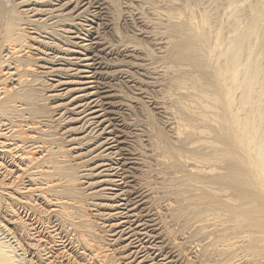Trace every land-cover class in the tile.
<instances>
[{
  "label": "bare ground",
  "instance_id": "bare-ground-1",
  "mask_svg": "<svg viewBox=\"0 0 264 264\" xmlns=\"http://www.w3.org/2000/svg\"><path fill=\"white\" fill-rule=\"evenodd\" d=\"M16 2L10 9L0 3V121L12 128L0 130V155L21 173L9 182L0 177V214H10L0 223L31 255L27 264L57 245L56 227L44 240L41 228L37 240L32 217L19 214L22 208L45 221L34 191L22 186L33 175L53 217L72 225L89 251V264L128 256L125 264L156 262L139 256L143 245L130 247L121 232L111 240L128 253H108L110 240L84 212L87 199L102 192L104 207L111 200L118 209L107 214L120 220L114 228L139 217L134 226L147 232L153 250H166L161 264H264V0ZM50 74L52 83L42 80ZM61 96L66 101L54 113L47 98ZM67 118L98 126L102 140L94 136L86 147L85 132L86 140L63 139L75 126L47 129ZM29 144L47 156L37 159ZM5 237L0 264H22L25 256L17 258Z\"/></svg>",
  "mask_w": 264,
  "mask_h": 264
},
{
  "label": "rangeland",
  "instance_id": "rangeland-1",
  "mask_svg": "<svg viewBox=\"0 0 264 264\" xmlns=\"http://www.w3.org/2000/svg\"><path fill=\"white\" fill-rule=\"evenodd\" d=\"M17 0H0V3H2V2H4V3H6V5L5 6H7V9L9 8H12V5H14V6H16V2ZM11 3H12V5H11ZM14 3V4H13ZM10 5H11V7H10ZM24 8V7H23ZM19 10H22V7H21V9H19ZM30 13H32V12H28V14H30ZM51 21V19L48 21V22H50ZM45 22H47V21H45ZM42 77H43V75H42ZM54 78H57V77H54V75H48L47 77H44V78H42V80H46V83H52V79H54ZM41 81V80H40ZM48 85V84H47ZM59 88V89H58ZM61 88H63V87H54V89L56 90V92H58V91H62L63 89H61ZM46 92L45 93V95L44 96H46L47 94H49V92L50 91H47V89H45V90H43V92ZM60 91V92H61ZM48 92V93H47ZM55 92V91H54ZM59 92V93H60ZM66 95H64L63 97H65ZM62 96L60 97V98H63ZM53 97H49V98H47V102H46V104H48V105H50V107H52L53 105H56V108H55V111H54V113L56 112V111H58V109L61 107V106H58V104L60 103V102H65L66 101V99H60V98H53ZM64 100V101H63ZM59 115V114H58ZM58 115H56L55 117H57ZM68 115V113H66L64 116H67ZM70 117H72V115L70 114ZM79 117V116H78ZM69 118H67V120H68ZM17 120V119H16ZM66 119L64 120V123L62 122L61 123V125L59 124V126L56 128V125H55V122L56 121H53L52 123H50L49 122V124H48V126H51L50 127V129L49 128H47L46 126H44V128H47L48 130H50V131H52V132H56V131H63V132H65V130L67 131L68 130V128L70 127V126H75V127H77V131H74V132H70L71 133V135H67V134H64L65 136H64V140H66V139H68V138H70V136H76L77 135V137L79 136V137H82L83 135L82 134H84V132L85 133H87L86 135H84V136H87V138H88V140L90 139L91 141H89V142H91V143H87V146L86 147H88V146H90V145H93L94 144V139L95 138H93L94 136H96L97 138V140H102V136H103V134H101L100 133V131H99V128H98V126H96V125H94L93 127L92 126H90L89 125V123H87V122H85V123H82V125H80L81 124V122L79 121H76L75 123H74V121H71V120H68L67 121ZM5 121H3V123L0 121V130L2 131V132H4L5 130V132L6 133H10L11 131H12V128H10L9 126V124L7 123V124H5L4 123ZM14 122H16V121H14ZM83 122V121H82ZM2 123V124H1ZM55 126H54V125ZM87 124V126H85ZM9 125V126H8ZM7 126V127H6ZM2 127V128H1ZM90 127H92L94 130H95V128H96V130L94 131V130H92ZM7 128H8V131H7ZM52 128V129H51ZM56 128V129H55ZM82 130H81V129ZM4 129V130H3ZM11 131H10V130ZM89 129V130H88ZM84 130V131H83ZM88 130V131H87ZM87 131V132H86ZM89 131H91V132H89ZM92 131H93V133H92ZM60 132V133H61ZM76 132V133H75ZM79 132V133H78ZM96 132H98V133H96ZM12 133V132H11ZM78 133V134H77ZM92 133V134H91ZM95 133H96V135H95ZM100 133V134H99ZM99 134V135H98ZM57 134L55 133V136H56ZM89 135H91L90 137H89ZM58 136H60V134L58 135ZM69 136V137H68ZM83 136V137H84ZM93 139H92V138ZM85 138V137H84ZM87 138H85V139H83V140H86ZM61 143H62V141H60ZM36 145V150H37V159H39L42 155H43V153H44V155L41 157V159L42 158H45V156H47L46 155V151H44V150H42L41 148H39V146L37 147V145L38 144H34V146ZM29 146L31 147L32 145L31 144H29ZM34 146H32V147H34ZM54 146H56L55 144H54ZM39 148V149H38ZM65 148V147H64ZM77 149V147L76 148H73L72 150L74 151V150H76ZM42 150V151H41ZM41 151V152H40ZM79 152V151H78ZM40 155H39V154ZM79 156H81V155H79ZM73 161H66V163H72ZM0 163L2 164V165H0V177H4L3 179H4V181H7V180H11V177H14V176H17V174H19V173H21L20 172V166H19V168H18V166H16L15 167V165H17V163L15 164L14 162H12V161H10L5 155H0ZM21 163V162H20ZM12 164V165H11ZM65 165H68V164H65ZM71 165V164H70ZM114 167H117V165H115ZM16 168V169H15ZM17 169H18V172H17ZM9 170L10 171H12V172H9ZM15 170V171H14ZM2 174V175H1ZM4 175V176H3ZM11 175V176H10ZM9 177V178H8ZM27 177V178H26ZM26 177H24L23 178V181H21L22 182V186H24L27 190L26 191H34V199H35V203H34V205H35V207L41 212V215H43L44 217H45V221H47V222H38V221H36L35 220V218L33 217V215H32V213L30 212V211H26V210H24V212H23V210H22V208H19V214H21L20 216H22L23 218H31V220H27V221H31V222H33V228H35V230H37V233L35 234L36 236L34 237L35 239H39L38 238V232H39V230L41 229V235H42V239L47 235V233H49V232H51V231H53L54 232V228L56 227V229H55V231L56 232H51L52 234H54L53 236H55L54 238H55V240H56V249H55V247H54V249H51L50 251L49 250H43L42 249V253H45V254H43V257H42V259L39 257L38 259H37V257L34 255L33 256V260L34 261H36V264L38 263V264H55V263H57V261H58V263L60 264H89L90 263V260L88 261V259H89V257H86V259H85V256H84V254L85 253H89V251L87 250V249H83V247L82 246H80V244L81 243H78V242H80L79 240H78V236H76V235H74L73 233V231L71 230L72 228V225L70 226V228L68 227V228H66L65 227V224H64V222L61 220V219H58V217H53V212H51V209H49V207H47V205H45V202L42 200V198L37 194L38 193V188H36L35 186H40L41 184H40V181L38 180L39 179V176H37V175H33V177L31 178V177H29L28 178V176H26ZM38 178V179H37ZM81 178V177H80ZM31 179V180H30ZM80 180V179H79ZM83 182H85L84 181V178H82L81 179ZM28 181H30V182H28ZM31 181H33V182H31ZM82 181H81V183L80 184H82ZM7 182H9V181H7ZM89 182H90V179H89ZM24 183L26 184V185H24ZM31 183V184H30ZM37 183V184H36ZM33 184V185H32ZM35 184V185H34ZM38 184H40V185H38ZM83 185V184H82ZM32 186V188H33V186H34V188L32 189H28L29 187H31ZM24 188V189H25ZM36 189V190H35ZM92 189H88L87 190V192L88 191H91ZM105 193H108L109 194V197H111L112 195L109 193V189H105ZM108 191V192H107ZM20 192V191H19ZM92 192V191H91ZM36 193V194H35ZM102 194H103V196H101V197H98L99 195H96L95 197H93V199H90V200H88L87 199V201H88V207L86 206V204H85V206H86V208L88 209L89 207V209L88 210H85L84 209V212H86V214L88 215V213H89V216L97 223L96 224V229H95V231H97V233H104V235L105 236H107L106 237V239L108 238L109 240H110V242L107 244V245H109L108 247H110V248H112V249H108V247L106 248V252L109 250V252L108 253H111L110 251H112V254H115V256L116 257H120V258H122L124 255H126L127 253H128V251H126V247H122V245L124 244L123 242H120L121 243V245H120V243H118V242H116L115 241V243H113L112 242V240H111V237H112V239H113V237H116V234L117 233H119V232H121V234H122V236L124 237V239L127 241V242H129V244H130V247H132L131 245L133 244L134 245V247H139L140 248V246H139V243H140V245L142 246V249L140 248V250H142L141 252H140V254L141 255H139V256H142V255H144L145 253V255H149V256H147V258L148 257H152V262H155V263H153V264H161V262H160V258H161V255H164L165 254V252H166V250H164L165 252H159V251H156V250H153V240L151 239V238H149V237H147V232L145 233V230L144 229H141L142 227L141 226H138V227H135L134 225H136L137 226V224L139 223V224H141V221L142 220H140V218L139 217H137L136 219L138 220V221H136L135 222V220L133 219V218H131V219H133L131 222H130V224L128 225L127 224V226H126V224H124V221H123V219H122V222H120V224H119V226H120V228H114V225H116L117 224V222L118 221H120V220H118V219H116V218H110V217H108L107 216V214H108V212H117L118 211V209H113V207L114 206H110L109 204H111V200H108L107 201V206L106 207H104L105 206V204L104 203H106L105 201H103V197H104V192H102ZM38 195V196H37ZM38 197V198H37ZM92 200V201H91ZM43 201V202H42ZM98 202L99 201V203H96V202ZM40 202V203H39ZM90 202V203H89ZM93 202H94V204H93ZM109 202V203H108ZM92 203V204H91ZM102 203V204H101ZM91 206H90V205ZM96 204V205H95ZM97 204H98V206H97ZM104 204V205H103ZM93 205V206H92ZM95 205V206H94ZM103 206V207H102ZM109 206V207H108ZM91 207H95V209H93V210H91ZM101 207V208H100ZM112 208V209H111ZM49 210V212H46V211H48ZM98 209V210H97ZM42 210H43V212H42ZM1 211V210H0ZM89 211V212H88ZM94 211V214L92 213ZM96 211H97V213H96ZM99 211H102V212H105V213H102L101 212V214H100V212ZM29 212V213H28ZM107 212V213H106ZM5 213V214H4ZM7 213V214H6ZM10 213V212H9ZM23 213V214H22ZM44 213V214H43ZM2 214L3 215H6V217L8 218V217H10V214H8V212H6V210L5 211H3L2 212ZM2 214H0V218H2ZM48 214H52L51 215V217H50V215H48ZM97 214H98V216H97ZM104 214V215H103ZM106 214V215H105ZM14 215V214H13ZM94 215V216H93ZM47 216H48V219H46L47 218ZM107 216V217H106ZM99 218V219H98ZM101 218V219H100ZM49 219H50V221H49ZM103 219V220H102ZM105 219V220H104ZM58 220H60V221H58ZM55 221H57V222H55ZM98 221V222H97ZM112 221H113V223H112ZM3 222H5L4 220H3ZM2 222V224L0 223V238H2V237H4L5 235H6V239H7V241H8V243H10V245L13 247V253L15 254V256L17 257V258H20V257H23V256H25V258L23 257V263L22 264H27V262H28V258L31 256H29V254L28 253H26V254H24L23 255V250L21 251V246L19 247L18 245H17V242L15 243L14 241V239L7 233V232H9V231H7L6 230V228L5 227H2V226H4V223ZM54 222V223H53ZM59 222V223H58ZM36 223V224H35ZM48 225H47V224ZM61 223H62V225H61ZM102 223V224H101ZM105 223V224H104ZM136 223V224H135ZM50 224V225H49ZM56 224V225H55ZM104 224V225H103ZM107 224V225H106ZM113 224V225H112ZM124 224V225H123ZM133 224V225H132ZM138 224V225H139ZM47 225V226H46ZM100 225V226H99ZM106 225V226H105ZM110 225H112V226H110ZM59 226V227H58ZM60 226H62V227H60ZM109 226V227H108ZM128 226H129V228L131 227V230L133 229V231H131V230H129V228H128ZM134 226V227H133ZM47 228V230H46V228ZM53 227V228H52ZM65 227V228H64ZM45 230H44V229ZM61 228V229H60ZM107 228V229H106ZM109 228V229H108ZM123 228V229H122ZM140 228V229H139ZM50 229H52V230H50ZM103 229H105V231L103 230ZM115 229V230H114ZM128 229V231L126 232V230ZM171 230L173 229V228H170ZM6 230V231H5ZM44 232H43V231ZM67 230V231H66ZM98 230H99V232H98ZM111 232H110V231ZM117 230V232L115 233L114 231H116ZM119 230V231H118ZM123 230V231H122ZM4 231H5V233H4ZM61 233H60V232ZM64 231V232H63ZM70 231V232H69ZM108 231V232H107ZM134 231H136V232H134ZM142 231V232H141ZM68 232V233H67ZM112 232H114V233H112ZM126 232V233H125ZM130 232H133L135 235H133L132 234V236H131V233ZM1 233H3V234H1ZM63 233V234H62ZM107 233H110L109 235L107 234ZM128 233H130V234H128ZM141 233V234H140ZM177 233V232H176ZM59 234V235H58ZM70 236V234L72 235V236H70V237H72V238H70L68 235ZM120 234V233H119ZM120 234V235H121ZM8 235V236H7ZM58 235V236H57ZM126 235H128V236H126ZM144 235V236H143ZM174 235H178V233L177 234H174ZM62 236V237H61ZM74 236V237H73ZM119 236V235H118ZM61 237V238H60ZM67 237H69V239L67 238ZM136 237V238H135ZM140 237H141V239H140ZM143 237V238H142ZM11 238V239H10ZM58 238V239H57ZM133 238V239H132ZM135 238V239H134ZM145 238H147L145 241H144V239ZM9 239V240H8ZM42 239H40V241L42 242ZM62 239H63V241H62ZM100 239V238H99ZM98 238H92V240H94V242H96V243H99V240ZM132 239V240H131ZM137 239V240H136ZM44 240V239H43ZM58 240V241H57ZM72 240V241H71ZM77 240V242H75ZM96 240V241H95ZM131 240V241H130ZM67 241V242H66ZM108 241V240H107ZM133 241V242H132ZM106 242V241H105ZM132 242V243H131ZM149 242V243H148ZM65 243V244H64ZM70 243V244H69ZM118 243V244H117ZM62 244V245H61ZM73 244V245H72ZM110 244H112V246L110 245ZM66 245V246H65ZM136 245V246H135ZM144 245H146V246H144ZM151 245V246H150ZM77 246H78V248H77ZM82 248H80V247ZM118 248H120V249H117V247ZM150 246V247H149ZM116 247V248H115ZM146 247H148V249L146 248ZM19 248V249H18ZM76 249H78V250H76ZM108 249V250H107ZM124 249V250H123ZM145 249V250H144ZM183 249H185V247H183ZM56 250V251H55ZM62 250H64V251H62ZM82 250H84V251H82ZM114 250H115V252H114ZM151 250H152V252H151ZM52 251H53V253H52ZM55 251V252H54ZM59 251H61V252H59ZM120 251L122 252V253H120ZM125 251H126V254H125ZM145 251V252H144ZM184 251V253H187V249H185V250H183ZM47 252V253H46ZM85 252V253H84ZM114 252V253H113ZM130 252V251H129ZM144 252V253H143ZM149 254H148V253ZM151 252V253H150ZM49 253V254H48ZM55 253H56V255H55ZM84 253V254H83ZM154 253V254H153ZM159 255H158V254ZM161 253V254H160ZM52 254V255H51ZM53 254H54V256H53ZM60 254V255H59ZM116 254H119V255H116ZM123 254V256H121ZM152 254V255H151ZM33 255V254H32ZM47 257H45V256ZM48 255V256H47ZM49 255H50V257H49ZM131 255V254H130ZM59 256V257H58ZM55 257V258H54ZM129 257V256H128ZM127 257V258H128ZM100 258V257H99ZM127 258H126V260H127ZM156 258V259H155ZM159 258V259H158ZM191 259H192V257H190ZM52 259L54 260L53 262H52ZM60 259V260H59ZM67 259L69 260V261H67ZM44 262H42V261ZM49 262H48V261ZM57 260V261H56ZM124 260L125 259H123L122 260V263H120V264H125V262H124ZM125 260V261H126ZM134 260H135V258H134ZM38 261V262H37ZM40 261V262H39ZM56 261V262H55ZM66 261V262H65ZM96 261V260H95ZM46 262V263H45ZM51 262V263H50ZM160 262V263H159ZM91 263H92V261H91ZM236 263H238V262H236ZM95 264H98V262L96 261V263ZM119 264V263H118ZM152 264V263H151ZM197 264V263H196ZM238 264H240V263H238Z\"/></svg>",
  "mask_w": 264,
  "mask_h": 264
}]
</instances>
